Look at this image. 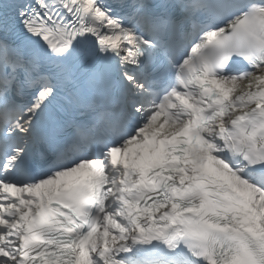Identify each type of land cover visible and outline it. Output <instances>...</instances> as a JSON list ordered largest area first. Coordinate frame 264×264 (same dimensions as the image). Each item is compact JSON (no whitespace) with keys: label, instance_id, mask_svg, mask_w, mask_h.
<instances>
[{"label":"snow or ice","instance_id":"1","mask_svg":"<svg viewBox=\"0 0 264 264\" xmlns=\"http://www.w3.org/2000/svg\"><path fill=\"white\" fill-rule=\"evenodd\" d=\"M0 264H264V0H0Z\"/></svg>","mask_w":264,"mask_h":264}]
</instances>
